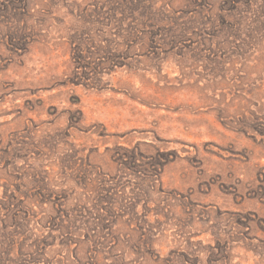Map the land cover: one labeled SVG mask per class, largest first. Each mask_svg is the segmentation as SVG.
Masks as SVG:
<instances>
[{"label": "rangeland", "instance_id": "rangeland-1", "mask_svg": "<svg viewBox=\"0 0 264 264\" xmlns=\"http://www.w3.org/2000/svg\"><path fill=\"white\" fill-rule=\"evenodd\" d=\"M0 264H264V0H0Z\"/></svg>", "mask_w": 264, "mask_h": 264}]
</instances>
